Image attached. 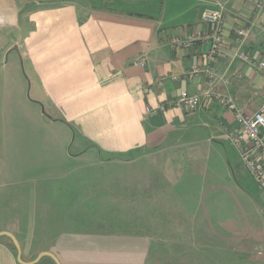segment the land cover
I'll return each mask as SVG.
<instances>
[{"label":"crops","instance_id":"1","mask_svg":"<svg viewBox=\"0 0 264 264\" xmlns=\"http://www.w3.org/2000/svg\"><path fill=\"white\" fill-rule=\"evenodd\" d=\"M217 7L225 13L224 42L210 87L202 71L208 43L177 48L173 40L207 29L201 14ZM263 23L264 0H0V264H161L162 249L175 250L170 264H264L248 249L213 257L209 250L232 249L224 242L163 244L155 237L162 228L149 223L105 227L99 213L86 210L100 209L102 200L87 204L80 190L86 158L107 175L96 195L118 192L117 170L141 165L151 175L133 180L132 191H163L171 179L180 182L183 166L207 161L209 147L220 152L226 145L227 156L242 163L230 136L238 129L234 111L205 92L233 97L248 114L261 107ZM241 27L249 29L243 40ZM140 57L146 66L133 63ZM21 65L34 98L28 116ZM182 89L201 96L197 109L173 104ZM172 169L174 178H161ZM220 179L196 181L215 200ZM188 249L205 252L182 260L185 253L177 252Z\"/></svg>","mask_w":264,"mask_h":264},{"label":"rangeland","instance_id":"2","mask_svg":"<svg viewBox=\"0 0 264 264\" xmlns=\"http://www.w3.org/2000/svg\"><path fill=\"white\" fill-rule=\"evenodd\" d=\"M7 53L8 51H6L3 61L8 59ZM18 74L20 77L23 75L26 79L24 88L22 89L23 84L20 87L23 91L21 109L22 114L28 116L25 111L28 113L30 111L26 104L34 100L30 89V80L22 65ZM11 91L13 90L3 92L1 98H6L9 95L8 92L11 93ZM43 108L44 106L41 105V112H43ZM26 122L22 120L15 123L22 125ZM22 128L24 129V125ZM225 148L226 145L220 147V152H217L216 148L209 147L207 161L198 164L191 162L189 168L187 167L188 164L183 166L181 173H184L180 182L177 180L173 183L174 179H171V184L164 185L163 191H150L148 196L142 192L137 194L131 189L135 186L133 180L151 175L149 171L142 169V165L130 170L127 174L125 169L118 168V174L115 178L119 179V184L114 185V189L118 192L106 193L101 191L99 192L100 195H96L94 193L96 188L104 187L96 185V183L104 181V176L107 175L97 173L98 169L102 171L104 169L88 165L94 160L90 161L86 158L84 162L87 165L82 176L86 185L80 190H86L87 204L95 203L98 198L102 200L100 209H91L87 205V216L99 213L101 219H98L106 222L105 227L112 225L127 229L132 228V226L149 228L147 225L149 223L150 227L162 228L163 232H155V237L156 239L160 237L159 241L166 245L176 246V243L179 244L180 242H197L200 244L205 241H210L211 246L217 242L231 245L232 249L229 252L226 250L221 252L216 249L209 250L213 257L243 256L242 254L245 252L250 254L247 252L248 249L252 251L250 257L264 259V190L243 162L239 164L238 161L235 162L227 156ZM219 154L223 157L220 158ZM56 171L59 172L60 170ZM174 172L175 169H172L167 171L165 175L160 173V176L166 179L174 178ZM216 174L221 178L219 180L220 187L215 190L216 199L211 200L209 196L206 197L204 194L206 187L199 185L196 180L201 181L208 176H216ZM241 188L245 193L241 191ZM130 189L131 192H129ZM126 200L127 202H125ZM201 226L205 228L200 230L199 227ZM168 227L180 228L177 229L180 231L173 232ZM158 251L163 256L156 257V259H160L161 264H170L168 259L173 260L175 250L162 249ZM179 252L185 253L182 257V260H185L194 257L196 251L194 250L192 253L188 249V251L180 250L177 253ZM203 252H205L204 249H197L198 255H195L201 256ZM177 263L180 264V262Z\"/></svg>","mask_w":264,"mask_h":264},{"label":"built area","instance_id":"3","mask_svg":"<svg viewBox=\"0 0 264 264\" xmlns=\"http://www.w3.org/2000/svg\"><path fill=\"white\" fill-rule=\"evenodd\" d=\"M262 6L261 3L258 4ZM203 23L207 24V29L204 31H195L186 39L177 36L173 43L177 48L192 47L198 40L208 43L206 52V66L202 71L206 74L208 85L211 87L217 79V73L213 67V63L221 50L224 42L225 28V13L223 8H207L202 14ZM264 30V23L262 24ZM249 29L241 27L237 30L239 40H243L248 36ZM240 56L249 61L254 62L255 57L247 52H241ZM135 65L146 66L145 58L140 57L133 60ZM259 66L264 67V60H259ZM199 70L196 69L195 72ZM174 76L173 78H176ZM158 83L162 84L163 81ZM207 98L217 97L219 102L235 113V119L238 124V129L230 134L233 143L239 148L241 160L251 173L253 178L264 190V103L261 107L252 114H248L240 108L233 97L229 95L215 94L210 88L205 92ZM202 103V98L199 94L190 92L187 89H182L179 95L173 100V104L178 107H183L187 110H195ZM150 111L151 107H147Z\"/></svg>","mask_w":264,"mask_h":264},{"label":"water","instance_id":"4","mask_svg":"<svg viewBox=\"0 0 264 264\" xmlns=\"http://www.w3.org/2000/svg\"><path fill=\"white\" fill-rule=\"evenodd\" d=\"M43 112H45V109L43 108ZM47 114V113H46ZM48 115V114H47Z\"/></svg>","mask_w":264,"mask_h":264}]
</instances>
